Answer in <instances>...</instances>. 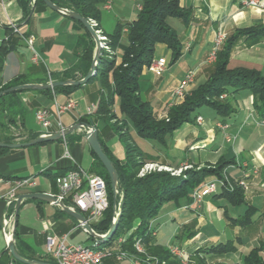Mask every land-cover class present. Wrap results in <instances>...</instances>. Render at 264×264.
<instances>
[{
	"label": "crops",
	"instance_id": "0c3cea01",
	"mask_svg": "<svg viewBox=\"0 0 264 264\" xmlns=\"http://www.w3.org/2000/svg\"><path fill=\"white\" fill-rule=\"evenodd\" d=\"M22 1L33 10L32 15L27 18L19 0H0V44L7 38L10 24L18 26L23 37L31 39L34 50L41 58V68L31 63V52L24 40L15 35L18 47L4 61L0 84H6L17 76L24 77L23 85H46L84 78L88 68L82 61L83 54L88 47H95L93 39L85 28L77 21L46 6L38 5L35 8V0ZM178 1L183 9L190 11V19L187 23L175 18L168 19L169 26L178 35L181 55L173 62L171 50L164 44H157L153 59L163 60L167 65L166 70L161 76H155L144 67L138 81L141 100L150 105L159 119L166 118L168 109L183 101L175 100L173 91L187 72H195L194 82L187 90L188 94L210 76L214 63H208L207 57L218 30L229 35L235 29L264 25V11L245 6L243 2L246 0ZM141 3L142 0H111L109 8L102 6L98 22L101 32L112 34L117 24L134 22ZM121 42L126 43L125 37ZM116 55L119 62L120 49L116 51ZM227 67L255 70L264 77V40L252 46H246L244 40H239L231 51ZM84 86L70 93L53 92L54 88L23 90L7 103L8 114L14 117L16 124H9V127H6L5 115L0 114V141L13 135L17 128L20 131L17 132L19 138L12 140L11 144L30 142L44 132L58 133L56 104L64 105L72 101L76 107L61 114L59 118L61 126L65 130H71L65 136L70 156L83 170L97 174L102 168L84 139L89 128L83 126L81 129L72 130L80 124L81 119L90 120L94 117L88 110L92 107L96 108L98 84ZM224 95V98L219 99L229 103L235 110L229 116L218 115L213 108L208 107L211 111L210 122L206 124L203 117L197 115L195 121L185 123L171 135H167L164 144L158 143L164 151L153 149L154 153H151L141 148L149 155L158 156L157 164L171 169L182 167L200 169L214 166L221 160L225 162L234 160L235 164L226 167L224 175L235 183L240 180L246 182L247 187L243 190L246 204L234 207L245 206V212L248 206L254 209L248 227L229 225L224 217V211L230 216L228 208L231 205L214 197L220 194V188L216 194L204 197L201 203L163 205L150 224V232L156 243L166 247L176 245L190 254L211 244L227 241L239 243L236 253L210 256L206 260L207 264L222 263L223 260L228 259L233 261L232 264H237L254 248L261 249L260 255L264 259V242L261 240V225L264 222V134L259 131L260 128L264 129L260 124L264 118V108L255 107L254 96L247 90ZM39 110H46L51 114L52 127L48 130L41 128L36 122L35 115ZM113 112L120 117L119 99L116 97ZM197 117L203 119L202 124L196 122ZM94 127L97 128L98 138L109 158L112 161H122L125 151L118 136L108 129L102 120H96ZM129 127L133 139L136 133L132 125ZM63 153L62 139L17 149L0 148V177L7 182L0 184V258L6 250V235H11L13 228L15 203L7 207L4 198L10 188V182L28 178L36 183L34 188H20L17 192L18 196L32 192L56 195L58 188L49 175L71 166V163L63 158ZM213 179V176L208 177L204 183ZM258 213L259 219L253 220ZM240 217L242 216L238 215L236 218ZM222 224L226 231H230V234L226 235L228 239L224 241L222 237L224 238L225 234L218 235L215 228ZM185 228L196 232L195 236L190 239L184 237L179 239L183 232L186 233L185 230L183 231ZM16 231L18 241L14 239V245L17 252L27 259L49 264H53L54 261L45 252L47 235L66 236L67 242L71 245H93L88 234L79 227V223L74 218L65 214L59 207L43 202L38 204L26 200L22 203L17 217ZM241 233L246 236L241 237ZM105 264L130 263L128 260L109 259Z\"/></svg>",
	"mask_w": 264,
	"mask_h": 264
},
{
	"label": "trees",
	"instance_id": "16d2710c",
	"mask_svg": "<svg viewBox=\"0 0 264 264\" xmlns=\"http://www.w3.org/2000/svg\"><path fill=\"white\" fill-rule=\"evenodd\" d=\"M50 1L59 8L72 10L85 19L94 20L98 24L101 13L100 8L111 0ZM19 2L23 6L24 12H26L27 18L30 15L31 8L27 3L23 4L22 0H19ZM34 5L35 8L38 5L45 6L42 0H35ZM170 18L187 23L190 19V11L183 9L178 0H142L141 8L134 22L117 24L112 34L103 33L108 39L109 47L114 55L108 56L107 53L103 52L97 64L95 76L87 82V84H98V100L93 112L94 117L90 120L81 119L80 122L81 125L90 128L94 126L96 120L104 121L108 129L118 136L125 151V157L122 161H112L98 138L104 153L111 160L118 174V192L116 196L111 191L110 179L106 170L91 151L102 168L96 175L104 179L108 197L107 210L97 223L91 224V228L97 234H105L111 226L121 196L124 201L122 214L114 235L108 241L98 243L96 246H94L95 240L89 239L93 242L92 246L98 249L117 246L118 241L121 239L122 242L118 246L119 251L130 258L136 259L138 264H180L170 254L168 247L155 242L150 232L152 220L157 217L163 205L167 203L177 206L182 203H192V193L195 189L203 185L208 177L222 178L224 169L229 165H234L235 162L234 160L229 162L221 160L214 166L188 169L182 176L178 177L172 176L169 172L161 171L151 172L139 177L141 167L147 163H156L159 157L147 154L134 144L129 126L132 125L139 138L164 144L167 135H171L183 124L192 122L191 114L201 107H211L221 116L232 114L235 111L233 107L229 103L219 100L224 94L247 90L254 96L255 107L257 109L264 108V77L261 73L246 68L228 69L227 67L231 51L239 40H244L246 46H252L264 40V25H257L250 28L235 29L227 35L216 54L213 70L208 79L195 87L189 94H186L180 104L171 106L168 109L166 118L159 119L150 105L141 100L138 81L143 68L153 60L157 44H164L171 50L173 62L180 57L181 45L177 33L168 24ZM80 25L82 26V24ZM97 29L100 30L99 25ZM124 29H126V32H123ZM123 37L126 39L124 44L121 42ZM17 47V38L12 30L8 28L7 38L0 44V74L6 57L15 51ZM93 49V46L88 47L83 54L82 61L88 68L87 73L92 63ZM118 49L121 50L119 62L116 60ZM37 66L40 69L41 63ZM23 83L24 77L17 76L6 84H0V92L23 85ZM84 87L63 86L54 88L53 92L64 91L70 93ZM22 92L8 93L0 98V114L5 115L6 127H9V124H16L14 117L8 114V100ZM115 97L119 99L120 117L113 112ZM4 142L11 144L13 141L6 139ZM70 170H72V166L49 176L56 185V178L63 176ZM214 197L231 206L246 204L243 189L239 186L232 190L221 188L220 194L214 195ZM253 212L254 209L248 206L245 215L240 218H231L228 216L227 211H224V217L230 226L246 228L251 223ZM184 230L186 233L183 234V232L179 239L182 237L190 239L196 234L194 231L191 232L190 228ZM14 239L18 241L17 231H15ZM138 240H140L144 253H138L135 249V243ZM238 244L236 241H227L207 245L197 249L191 257L194 264H206V260L210 256L236 253ZM260 253V248L251 249L237 264H264V259ZM18 254L20 255V253ZM0 259V264H8L13 261L7 250L2 253ZM109 259L114 260L115 258Z\"/></svg>",
	"mask_w": 264,
	"mask_h": 264
},
{
	"label": "built area",
	"instance_id": "2783aa9c",
	"mask_svg": "<svg viewBox=\"0 0 264 264\" xmlns=\"http://www.w3.org/2000/svg\"><path fill=\"white\" fill-rule=\"evenodd\" d=\"M243 4L249 8L264 11V0H246ZM105 8H109V2L105 4ZM92 28L95 29L96 34L99 37L101 43V48L105 51H109V47L104 45L108 43V39L103 35L101 30L97 29V22L94 20H88ZM10 29L13 34L21 37L28 50L31 52L30 61L34 65H39L41 63V58L34 50L31 39H26L23 37L22 32L18 26L10 24ZM126 32V29L123 30ZM227 34L218 30L215 33L212 48L208 54L207 62L212 64L216 60V54L220 47L222 46ZM166 63L163 60L153 59L151 63L146 66V68L155 76H161L166 70ZM195 78V72L189 71L185 74L182 81L173 91V98L175 100H183L187 93V90L191 84H193ZM222 95L220 98H224ZM76 105L74 102L69 101L64 105L56 104V117L57 126L59 131L63 132L65 129L61 126L60 115L74 109ZM95 107L89 109V113L92 114ZM51 114L46 110H39L36 112L35 119L37 124L48 130L52 127ZM198 124H202L203 119L201 117L196 118ZM260 124L264 126V118L261 120ZM40 135H49L48 133H41ZM64 145L63 158L71 163L72 170L65 173L63 176L56 178V186L58 188V193L54 195L62 204H64L68 209L77 212L84 216L87 223L91 224L97 223L103 216V213L108 208V197L106 191V183L104 179L96 174L90 173L79 167L76 162L70 156L65 137H62ZM162 169H168L166 167L159 166L155 163H147L144 165L143 172L160 171ZM141 174V175H142ZM7 183L3 178L0 177V184ZM224 180L213 179L207 183H204L199 188L195 189L192 193V202L194 204L201 203L204 197L216 194L218 189L224 188ZM237 185L246 189V182L240 180ZM36 183L32 179H19L10 182V188L4 196L7 207L13 205L17 198V192L22 187L34 188ZM83 225L79 223V227L83 230ZM85 233L86 231L83 230ZM10 237V234L6 235V241ZM122 242L120 239L117 246L111 248H95L94 246L85 245H71L67 242L66 236L57 237L53 234L47 235L45 238V252L46 255L52 258L53 264H103L106 259L115 258L117 261L128 260L130 264H138V261L134 258L128 257L125 253L119 251V244ZM135 249L138 253H144V249L140 244V240L135 243ZM168 250L170 254L176 258L180 264H188L192 253L186 252L183 248L176 245H169ZM9 264H16L15 261Z\"/></svg>",
	"mask_w": 264,
	"mask_h": 264
},
{
	"label": "water",
	"instance_id": "95a60500",
	"mask_svg": "<svg viewBox=\"0 0 264 264\" xmlns=\"http://www.w3.org/2000/svg\"><path fill=\"white\" fill-rule=\"evenodd\" d=\"M42 2L47 8L53 11L59 12L62 15L67 16L68 18L79 22L80 24H82L85 30L89 33V35L91 36L95 44L92 63L89 68V71L86 74V76L80 80L54 82V83H50L46 85L25 84V85L15 86L8 90L0 92V98L8 93L23 91V90H45V89H53V88L63 87V86H84L96 74V67H97L99 58L101 56V43L99 41L98 35L95 32V29L92 28V26L90 25L87 19L80 16L78 13L72 10L59 8L56 5H54L50 0H42ZM32 13H33V10H31L30 16L32 15ZM82 127L83 125L78 124L74 128H72V130L81 129ZM69 131L71 130H64L63 132H58L56 134H49L45 136L39 135L37 138L27 143L10 144L4 141H0V148L17 149V148H23V147H27L31 145H37L40 143L53 142V141L62 139L63 136L65 137L69 133ZM84 139L86 140L91 151L95 154V156L98 158V160L100 161V163L103 165L104 169L106 170L109 176V179H110L111 191L113 195L116 196L118 192V174L113 166V163L108 158V156L104 153L100 145V142L98 140L97 128L94 126L90 127L89 130L85 133ZM26 200L43 202V203H47V204H51V205L59 207L65 214L74 218L78 223H81L83 225L82 226L83 230H85L88 236L94 239L97 244L108 241L116 232L118 224H119V220L122 214L123 201H124L123 197L121 196L117 204V211L115 213L114 218L112 219V223H111L109 230L105 234H97L91 228V226L87 223V220L84 216L68 209L54 195L50 193L32 192V193L21 194L17 196L15 200L13 228H12L10 237L6 241V250L9 252L12 259L15 262L20 263V264H49V263L39 261V260H27L21 257L15 248L14 236H15V231L17 227V217H18V213H19L22 203Z\"/></svg>",
	"mask_w": 264,
	"mask_h": 264
},
{
	"label": "rangeland",
	"instance_id": "374dc122",
	"mask_svg": "<svg viewBox=\"0 0 264 264\" xmlns=\"http://www.w3.org/2000/svg\"><path fill=\"white\" fill-rule=\"evenodd\" d=\"M104 45H107V47H109V43H105ZM103 52L107 53L108 56L114 55V53L111 51L110 47H109V51H105L104 49L101 48V56H100V58L102 57ZM100 58H99V60H100ZM116 60H117V59H116ZM98 62H99V61H98ZM186 94H188V93H186ZM184 97H185V96H184ZM183 99H184V98H183ZM219 100H220V99H219ZM220 101H221V100H220ZM210 112H211V111H209V108H208V107H201V108L195 110V112L191 114L190 118H191L193 121H195V120H194L195 117H196L197 115L200 114V115L203 117L204 122H205L206 124H208V123L210 122V120H211ZM237 119H238V118H237ZM193 126L196 127L195 125H193ZM259 131H260L262 134H264V129H263V128H260ZM17 132H20L18 128H17V130L13 133V135H10V136H7V137L5 136L6 139H9V140H13V141H14V139L19 138ZM133 142H134V144L137 145L138 147H140V148H142V149L149 150L151 153H154L153 149H159V150H161V151H164V148L161 147L157 142H152V141H149V140H146V139H141V138L137 137L136 135H134V137H133ZM155 164H157V163H155ZM158 165H159V164H158ZM159 166H161V165H159ZM162 167H165V166H162ZM166 168H168V167H166ZM188 169H192V168H190V167H182V168H180V169H171V168H168V169H162V170H160V171H161V172H169L172 176H176V177H178V176H182L183 173H184L186 170H188ZM142 170H144V166H142L141 169L139 170V174H138L139 177H142V176H144V175H146V174H148V173H151V172H160V171L155 170V171H151V172H143V174H142ZM224 170H225V169H224ZM141 174H142V175H141ZM222 176H223L222 178L214 177V179L224 180V182H225L224 188H228V189L232 190L233 188H235V187H237V186L241 187L240 185H237V182H238V181H237L236 183L230 181V179H229L226 175H224V171H223ZM246 187H247V185H246ZM241 188H242L243 190H245V188H243V187H241ZM257 205H259V204H257ZM165 207H166V206H165ZM258 207L261 208V206H258ZM245 209H246L245 206H241V207L229 206V208H228V212H229V215H230V216L236 218V217H238V215H239V216H240V215L243 216V214H244V212H245ZM162 211H163V210H162ZM162 211H161V212H162ZM260 212H261V211H260ZM259 216H260V214L258 213L255 217H253V220H257V219H259ZM261 226H262V227H261V240L264 242V222L262 223ZM215 228L217 229L216 231H217V234H218V235H223V234H225L224 238L222 237V241H224V239H225V240L228 239V238H227L228 236H226V235H227V234H230V231H226L225 228H224V225H223V224L220 225L219 227L216 226ZM242 235H243V236H246L245 234L241 233V237H243ZM244 252H245V251H244ZM222 263H223V264H232L233 261L228 259V260H223ZM188 264H194V261L192 260V257H190V259H189V263H188ZM206 264H207V262H206ZM214 264H215V263H214Z\"/></svg>",
	"mask_w": 264,
	"mask_h": 264
}]
</instances>
